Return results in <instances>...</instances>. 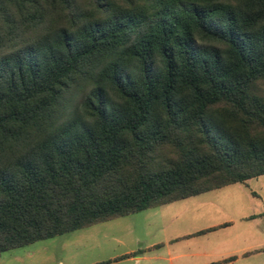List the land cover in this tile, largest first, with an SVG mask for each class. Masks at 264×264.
Masks as SVG:
<instances>
[{"label": "trees", "instance_id": "16d2710c", "mask_svg": "<svg viewBox=\"0 0 264 264\" xmlns=\"http://www.w3.org/2000/svg\"><path fill=\"white\" fill-rule=\"evenodd\" d=\"M262 174L264 0H0V252Z\"/></svg>", "mask_w": 264, "mask_h": 264}, {"label": "rangeland", "instance_id": "374dc122", "mask_svg": "<svg viewBox=\"0 0 264 264\" xmlns=\"http://www.w3.org/2000/svg\"><path fill=\"white\" fill-rule=\"evenodd\" d=\"M87 82L75 89L74 99L82 98ZM263 208L264 174L1 251L0 264H91L227 220L231 226L199 234L256 232L264 237V214L247 218Z\"/></svg>", "mask_w": 264, "mask_h": 264}, {"label": "crops", "instance_id": "0c3cea01", "mask_svg": "<svg viewBox=\"0 0 264 264\" xmlns=\"http://www.w3.org/2000/svg\"><path fill=\"white\" fill-rule=\"evenodd\" d=\"M263 214L264 208L259 213L248 215L247 218L252 219ZM232 223L233 221L227 220L206 228L213 227L210 230H214L218 227L231 226ZM199 230L188 234H177L168 240L130 250L107 259L108 262L104 264L123 259L129 261L130 264H264V237L262 234L256 232L254 234L196 233Z\"/></svg>", "mask_w": 264, "mask_h": 264}]
</instances>
